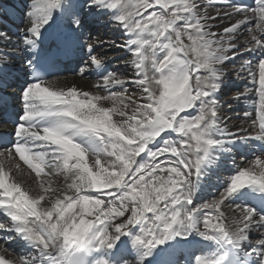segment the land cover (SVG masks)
<instances>
[{
	"label": "snow or ice",
	"instance_id": "6c2138e0",
	"mask_svg": "<svg viewBox=\"0 0 264 264\" xmlns=\"http://www.w3.org/2000/svg\"><path fill=\"white\" fill-rule=\"evenodd\" d=\"M89 16L127 38L111 46L131 56L132 76L103 71L94 52L104 42L84 39ZM21 23L22 57L0 30V122L13 123L0 147V264H264V207L245 202L264 201V0H25ZM82 52L106 95L59 85ZM237 59L252 87L236 99H255L250 128L231 131L218 94ZM17 66L27 76L18 95L6 79ZM256 143L217 195L197 196Z\"/></svg>",
	"mask_w": 264,
	"mask_h": 264
},
{
	"label": "bare ground",
	"instance_id": "6f19581e",
	"mask_svg": "<svg viewBox=\"0 0 264 264\" xmlns=\"http://www.w3.org/2000/svg\"><path fill=\"white\" fill-rule=\"evenodd\" d=\"M24 2L25 0H0V30L8 32L9 35L11 36L9 47H11L12 45H20V36H19L18 29L23 27V24L21 23V13L24 9ZM244 2L249 5L254 6V0H244ZM210 12L213 15L215 14V11L213 9H210ZM89 23H92V26H95L96 28L102 23L106 24V21L104 18L103 20L102 19L97 20L92 16L87 17L85 28H84V39L85 40H88L89 38V34H88L89 33L88 32ZM212 30L216 32H220L222 31V26L220 28H213ZM246 35H247L246 32L243 35H241L238 42L244 43ZM106 38H108V36ZM107 42L108 41H105L104 43H107ZM103 44H98L96 46V51L94 52V55H96L98 58H99L100 53H104L105 51H108L106 47H102ZM22 48L23 46L20 45V50L18 51L19 57H22L24 55ZM0 50H3V49L0 48ZM114 57L115 55L113 54L112 55L110 54L108 56L109 59H112ZM243 59H237L234 64L230 63L227 65L228 67H231L229 71L224 70L227 77H229L232 74L231 72L233 71L234 78H236L235 74L237 73H239L237 76L238 78H240V76L241 77L246 76V78H250L248 76L247 71L240 72V66L243 62ZM86 61H87V53L82 52L80 55H78L77 65L79 63L82 65L80 68L86 69L85 74L83 76L78 75V72L80 69L75 71L74 74H72L71 72H67V74H64L63 76H61L63 77V79L59 81V85L61 87H71L75 85L78 89H82L83 91H90L94 94L106 95L107 94L106 92L93 87L94 84L100 81L102 72L91 69L92 66L87 64ZM17 63L19 64L20 61L17 60ZM255 63H256V60L254 59L253 64ZM127 66L125 64V68H128ZM76 69H77V66H76ZM9 71H10V74L7 76L6 79H7L8 84L10 85V88L7 91L8 93L18 95L20 89L23 87L25 81L27 80V76L22 71H20L18 66L14 69H10ZM113 71L114 70L112 69V67L108 66L106 72H113ZM53 78H49V79H53ZM237 83H238V86L236 87H240V86L242 87L239 90V92H244L245 88L252 87L251 78H250V81H248V83L241 81V79L238 81L236 79L235 85ZM113 90L115 91L116 89H113ZM253 99H255V97L253 96H245L240 99H236V93H234V95L229 100H227L225 104L223 103L221 104L223 108L221 115L226 118L227 126L231 131H236L238 128H250V121L244 117V112L252 111ZM9 101L11 102V106L14 109H17L18 112L22 111V105L19 102V100L15 99L14 95L10 97ZM105 106H111V105L105 102ZM253 116H255L254 112H253ZM0 128H6L7 131H11V132L13 131V127L9 126L8 123L4 121L0 122ZM258 154H259V144L258 143L254 144L253 147L250 149H240L238 153L234 154L236 165L232 164L231 157L227 158L221 164V167L218 173L213 174L211 177V180L203 186L202 190L197 192V196L202 199H208L209 197H212L213 195H217L218 191L222 190L223 181L227 179V177L235 171V167L244 165L246 163V160L254 159V155H258ZM21 164L23 165V162H21ZM24 167L26 168V166ZM33 176H35L34 173L32 174V176L27 175V173H22V174L17 175L16 178L18 181L24 183L27 186L29 184H32ZM57 182L62 183L63 182L62 178H60ZM201 202H203V200H201ZM237 202L239 203V201ZM245 202L249 203L250 205L256 206L258 210L261 207H264V205L261 203V200L255 197H248L245 199ZM222 211H224L225 215L229 218H232V219L239 218V211L236 210L234 206L233 207L227 206V203L222 207ZM1 217L2 216H0V219ZM7 222H3V223L7 224ZM259 236H260V233H256L253 236V240L255 241V239L259 238ZM16 245L17 247L19 246L18 244ZM17 247L10 246L9 251L14 252L16 254L23 251L21 248H19L18 250Z\"/></svg>",
	"mask_w": 264,
	"mask_h": 264
},
{
	"label": "rangeland",
	"instance_id": "374dc122",
	"mask_svg": "<svg viewBox=\"0 0 264 264\" xmlns=\"http://www.w3.org/2000/svg\"><path fill=\"white\" fill-rule=\"evenodd\" d=\"M104 19L106 21V24L102 23L101 25L96 27L98 29H96L94 26H92V23H89V28H88V29H90L88 31L89 32L88 34L92 40H95V41L98 40V41H103V42L108 41L107 43H104L102 45V47H106L108 49V51H105L104 53L99 54V58H103V71H106L108 66H109V67H112V69L114 70L113 72L117 73L118 75L121 74L120 76H122V77L123 76H132L133 71H132L130 65L127 66L128 68H125L126 61L129 62L131 56L128 53H126L125 50L111 46L112 41H116L118 44H124L126 42V38H125V36H123L121 34V32H119L116 29L115 25L108 24L107 18H104ZM107 36H108V38H106ZM110 54L115 55V57L112 59H109L108 56ZM105 57L107 58V60ZM244 59H252V58L249 56H245ZM86 66H87V64H86ZM80 67H78V70L80 69ZM230 68L231 67L226 66L224 68V70L229 71ZM91 69L101 72V70H98L95 66H92ZM231 73L232 74L228 78L226 76L224 83L229 84V81H231L233 83L231 85H226V86L224 85L222 87L221 91L218 94V99L220 101V104H222V103L225 104V102L227 100H229L234 95V93H237L242 88L241 86L236 87V86H238V83L235 85L236 79H237V81L241 79V81H243L245 83H248V81H250V78H246V76H242V77L240 76V78H238L237 77L238 73L235 74L236 78H234V76H233L234 72L232 71ZM201 75H204L203 70H201ZM214 196L215 195H213L212 197H209L208 200L212 199Z\"/></svg>",
	"mask_w": 264,
	"mask_h": 264
}]
</instances>
